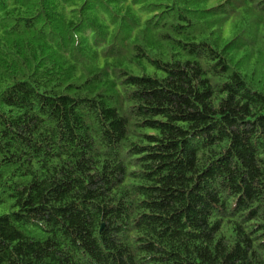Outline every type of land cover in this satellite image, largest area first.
Listing matches in <instances>:
<instances>
[{
    "label": "trees",
    "instance_id": "trees-1",
    "mask_svg": "<svg viewBox=\"0 0 264 264\" xmlns=\"http://www.w3.org/2000/svg\"><path fill=\"white\" fill-rule=\"evenodd\" d=\"M0 264H264V0H0Z\"/></svg>",
    "mask_w": 264,
    "mask_h": 264
},
{
    "label": "rangeland",
    "instance_id": "rangeland-1",
    "mask_svg": "<svg viewBox=\"0 0 264 264\" xmlns=\"http://www.w3.org/2000/svg\"><path fill=\"white\" fill-rule=\"evenodd\" d=\"M6 211L3 210V208L0 207V213H4Z\"/></svg>",
    "mask_w": 264,
    "mask_h": 264
}]
</instances>
